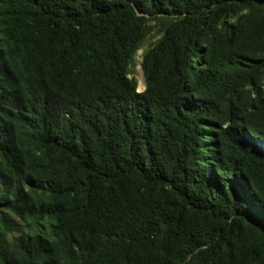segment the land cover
Returning <instances> with one entry per match:
<instances>
[{
	"label": "trees",
	"instance_id": "16d2710c",
	"mask_svg": "<svg viewBox=\"0 0 264 264\" xmlns=\"http://www.w3.org/2000/svg\"><path fill=\"white\" fill-rule=\"evenodd\" d=\"M0 264H264V0H0Z\"/></svg>",
	"mask_w": 264,
	"mask_h": 264
},
{
	"label": "rangeland",
	"instance_id": "374dc122",
	"mask_svg": "<svg viewBox=\"0 0 264 264\" xmlns=\"http://www.w3.org/2000/svg\"><path fill=\"white\" fill-rule=\"evenodd\" d=\"M156 39L157 38L155 37V39H153L152 41H155ZM142 54H143V50L139 51L137 56H136V60H135V62H136V74H135V77L138 80V91L139 92H141V91H143L145 89V88L144 89L142 88L143 84H145V87H146L145 76H144L143 68H142V65H141Z\"/></svg>",
	"mask_w": 264,
	"mask_h": 264
},
{
	"label": "bare ground",
	"instance_id": "6f19581e",
	"mask_svg": "<svg viewBox=\"0 0 264 264\" xmlns=\"http://www.w3.org/2000/svg\"><path fill=\"white\" fill-rule=\"evenodd\" d=\"M143 83V82H142ZM142 88L144 89L145 88V84L142 85ZM140 89V88H139Z\"/></svg>",
	"mask_w": 264,
	"mask_h": 264
},
{
	"label": "water",
	"instance_id": "95a60500",
	"mask_svg": "<svg viewBox=\"0 0 264 264\" xmlns=\"http://www.w3.org/2000/svg\"><path fill=\"white\" fill-rule=\"evenodd\" d=\"M145 88H146V87H145ZM144 90H145V89H144ZM144 90H143V91H144Z\"/></svg>",
	"mask_w": 264,
	"mask_h": 264
}]
</instances>
